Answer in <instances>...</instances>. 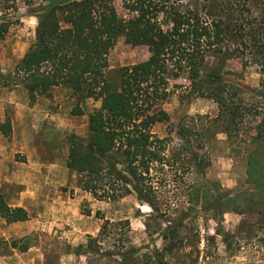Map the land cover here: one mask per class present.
<instances>
[{
  "label": "rangeland",
  "instance_id": "374dc122",
  "mask_svg": "<svg viewBox=\"0 0 264 264\" xmlns=\"http://www.w3.org/2000/svg\"><path fill=\"white\" fill-rule=\"evenodd\" d=\"M52 1L61 0H9L8 8L0 0V16L13 21L0 40V115L10 120L19 115L15 137L7 139L0 132V190L10 205L28 213L20 222L6 223L0 217V264H117V248L123 242L142 254L160 251L165 215L133 194L96 199L81 189L78 174L65 165L70 136L87 137L88 116L100 99L54 86L49 95L32 100L23 85L13 83L16 65L34 42L38 16ZM209 1L183 0L199 7ZM211 1L218 4L214 10L220 8L237 41L229 40L222 52L206 56L200 76L205 81L209 75L220 76L235 116L226 108L219 111L210 97L190 95L186 73L170 78V95L156 108L167 120L152 130L168 137L172 167L166 177L169 185L157 182L155 196L161 208L171 199L174 216L185 214L180 234L187 244L168 258L169 264H264V130L262 138L256 137L264 117V52L259 47L264 0ZM114 5L119 15L126 14L120 0ZM240 34L252 43L240 41ZM148 56L146 46L118 39L108 52L106 80L118 90L119 68ZM196 183L237 196L222 215L215 207L187 213L185 194ZM125 219L128 239L122 235L125 226L118 225L101 239L97 253L79 251L88 236L98 235L104 221Z\"/></svg>",
  "mask_w": 264,
  "mask_h": 264
},
{
  "label": "trees",
  "instance_id": "16d2710c",
  "mask_svg": "<svg viewBox=\"0 0 264 264\" xmlns=\"http://www.w3.org/2000/svg\"><path fill=\"white\" fill-rule=\"evenodd\" d=\"M3 1L10 7L9 0ZM115 1L61 0L44 6L38 16L34 42L16 65L13 83L23 85L32 100L38 95H49L54 86L84 91L86 96L100 99L99 107L88 116L87 137L70 136L65 165L78 174L81 189L96 199L117 200L133 194L166 216L160 251L152 249L142 254L140 248L123 242L117 248V264H169L168 258L187 244L180 234L185 214L174 216L170 212L171 199L166 208H161L155 196L157 182L169 185L166 177L172 167L167 153L168 137L152 130L155 123L167 120V115H160L156 108L170 95V78L186 73L190 95L210 97L219 111L226 108L235 116L234 110L228 109L229 102L223 95L226 83L220 76L209 75L208 81L200 76L206 56L222 52L225 43L234 40V29L220 8L214 10L218 4L211 0L210 5L202 7L198 2L184 4L183 0H120L125 15H119ZM11 24L13 21L1 14L0 40ZM120 38L131 45L146 46L149 56L121 66L119 89L114 90L104 70L108 52ZM239 39L252 43L249 38L244 42L242 34ZM259 44L264 52V38ZM258 128L259 139L263 137L264 117ZM0 132L10 138L9 118L0 121ZM254 161L249 160L251 164ZM248 172L251 177L253 172ZM255 182L259 184L261 180ZM218 191L215 193L204 183L191 184L185 194L187 213L215 207L222 215L237 194ZM0 217L13 223L27 220L28 213L22 206L10 205L0 190ZM118 225L125 226L122 235L128 239L127 219L106 220L96 237L88 236L86 243L79 245V251L97 253L101 239L110 230L117 231Z\"/></svg>",
  "mask_w": 264,
  "mask_h": 264
},
{
  "label": "crops",
  "instance_id": "0c3cea01",
  "mask_svg": "<svg viewBox=\"0 0 264 264\" xmlns=\"http://www.w3.org/2000/svg\"><path fill=\"white\" fill-rule=\"evenodd\" d=\"M7 117H3V115H0V121L2 122V121H4L5 119H6ZM19 119V115L18 114H16V115H14L13 117H11V127H12V135H13V137H15V125H16V122H17V120ZM23 124H25V122L23 121Z\"/></svg>",
  "mask_w": 264,
  "mask_h": 264
}]
</instances>
